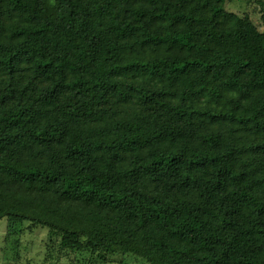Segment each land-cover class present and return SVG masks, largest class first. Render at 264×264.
I'll return each instance as SVG.
<instances>
[{"label":"trees","instance_id":"1","mask_svg":"<svg viewBox=\"0 0 264 264\" xmlns=\"http://www.w3.org/2000/svg\"><path fill=\"white\" fill-rule=\"evenodd\" d=\"M146 9L0 0V222L103 264H264V94L248 130L211 104L236 87V110L264 88V33L216 2L185 35L194 46L173 50L177 30L149 28ZM150 43L162 57L138 55Z\"/></svg>","mask_w":264,"mask_h":264},{"label":"rangeland","instance_id":"2","mask_svg":"<svg viewBox=\"0 0 264 264\" xmlns=\"http://www.w3.org/2000/svg\"><path fill=\"white\" fill-rule=\"evenodd\" d=\"M137 1L142 8L148 11L146 22L149 28L163 30L165 26L174 27L179 36L174 40V48L186 52L194 46L185 35L190 31L191 26L197 23V16L201 19L215 9L216 2L220 4L222 11L229 13V25L234 26L239 21H249L264 33V0H133ZM136 3V2H135ZM135 32L147 36L150 40L146 27L138 22L133 27ZM225 44L228 41H224ZM151 43L141 47L138 55L140 57L160 56L161 50L153 52ZM147 58V59H148ZM161 59V58H159ZM158 59V60H159ZM156 60V61H158ZM264 88H256L252 95L245 98L242 107L234 110L228 102L230 99H237L238 88L224 89L222 96L216 101L212 99V108L223 114H235L236 120L232 129L239 125L246 130L253 129L256 125L257 112L249 110L248 106L254 98H262ZM210 97H202L200 105L205 104ZM259 122H264V116L258 114ZM228 122L230 124L231 117ZM231 126V125H230ZM264 126V123L262 124ZM255 131V130H254ZM253 142L264 143V130L254 135ZM258 195L264 201V189H259ZM264 245V242H263ZM264 252V251H263ZM0 264H103L96 260L91 253L76 254L64 250L61 246V236L49 229L36 226L32 222H21L14 219H4L0 222ZM104 264H147L141 259L132 255L113 256Z\"/></svg>","mask_w":264,"mask_h":264}]
</instances>
